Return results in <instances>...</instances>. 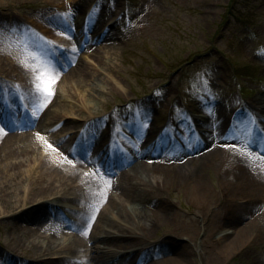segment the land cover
<instances>
[{
    "label": "bare ground",
    "instance_id": "1",
    "mask_svg": "<svg viewBox=\"0 0 264 264\" xmlns=\"http://www.w3.org/2000/svg\"><path fill=\"white\" fill-rule=\"evenodd\" d=\"M81 20L80 26L84 25V14ZM33 24L42 25L39 20ZM0 26L8 28L0 29V41H25L0 49V59L2 72L28 84L24 88L28 92L18 90L26 103L32 104L36 114L34 119L28 120L33 121L34 127L17 131L6 128L14 123L8 122L11 118L5 110L0 112V220L4 226L0 264H5L6 257H11V264H23L24 259L10 256L18 247L23 248L29 258H45L47 264H81L82 261L87 262L84 264H195L194 256L199 251L191 241L200 230L205 251H210L214 259L244 254V264H264V259H249L250 247L264 240V158L247 149L241 138L235 140V144H226L227 139L210 147L214 124H218L219 131L222 124L219 114L214 115L210 105L200 103L199 112L187 113L180 123L156 126L150 121L149 112L140 116L137 109L145 107L147 102L139 101L122 116L115 113L122 107L110 113L115 122L124 124L123 127L134 134L133 141L124 137L122 126L109 123L104 125L106 129L95 134L104 124L100 121L108 114V101L95 109L91 105L93 98L107 91H119L124 96V90L113 83L107 91L87 86L95 70L87 64L82 68L75 60L61 80L58 70L48 73L54 83L52 95L45 97L37 94L34 72L28 67L31 65L40 71L37 59H33L34 53L29 52L30 47L35 48L36 43L39 46L66 42L70 37L66 28H72L71 25L54 28L52 31L61 33L55 37L34 35L29 29L30 34L27 29L21 40L15 36L16 26L11 21L0 23ZM97 35L89 37L85 47L91 49V54L97 57L93 60L98 64L99 51L90 48L96 43ZM83 37L84 34L75 36L77 41ZM72 79L77 82L71 84ZM12 90L11 84L0 81L2 94L12 95ZM0 103L10 104L3 96H0ZM251 109L250 122L251 119L258 121L252 141L261 145L264 144V124H261L264 94ZM75 113L76 117L71 116ZM47 115L53 118L49 124L57 132L49 145L37 133L44 128L41 122ZM59 120L61 122L57 123ZM197 122L204 125L202 131L196 128ZM159 129L162 130L157 134ZM81 130L83 133H79ZM116 136H120L121 142ZM176 136L180 137L178 145L182 148L170 153L165 141L169 138L173 146L175 142L171 139ZM147 142L154 151L152 160L141 151ZM199 147L203 148L197 151ZM55 149L62 153L55 154ZM19 155L23 158L15 159ZM103 168L106 172L115 170L113 174L102 176L99 170ZM217 170L220 190L229 196L225 208L211 203L216 190L207 180V174ZM178 190L181 191L178 193ZM166 193L177 197L183 193L191 207L202 213L187 217ZM143 203L150 207L148 212L139 210ZM16 208L19 210L14 211ZM212 212L213 217L210 216ZM198 216L202 217V225H199ZM245 216L247 220L234 224ZM223 223L229 226L221 230ZM156 230L162 234L151 242ZM181 236L188 240L178 243ZM95 237L102 246L92 244ZM85 238L89 240L90 252L86 260L78 255L86 246ZM154 248L161 250L155 255L178 252L152 258L149 254Z\"/></svg>",
    "mask_w": 264,
    "mask_h": 264
},
{
    "label": "rangeland",
    "instance_id": "2",
    "mask_svg": "<svg viewBox=\"0 0 264 264\" xmlns=\"http://www.w3.org/2000/svg\"><path fill=\"white\" fill-rule=\"evenodd\" d=\"M63 6H65L64 10ZM83 14H87L88 19L86 24L80 26ZM37 20L42 25L33 24ZM8 21L16 26V29H9L16 30L15 36L20 40L22 35L26 36L27 29L30 34L32 30L34 35L50 34L51 37H55L61 33L52 31L54 28H60L63 24L71 25L72 28H66V33L70 35L65 39L66 42L51 44L50 50L46 49L38 53H35L31 47L28 50L31 54L34 53L37 65L46 64L49 72L58 70L60 80L73 64L79 61L82 68L87 64L95 70L93 76L87 81V86L107 91L113 83L124 90V96L119 91L116 93L107 91L108 93L93 98L91 105H94L95 109L103 107V103L108 101V114L100 121H103V126L107 123L119 126L118 124L121 123L115 122L110 113H113L117 107H122L120 111L115 112L122 116L125 110L131 109L132 106L136 107L139 101L147 102L145 107L137 109L140 116L149 112L150 121L155 122L156 126L160 123L166 126L172 125L170 123H180L184 116L188 115L187 113L199 112V104L206 102L213 109L214 115L219 114V119L222 120L220 131L217 129L218 124L213 126V143H210V147H213L214 143H224L227 139L229 141L225 142L226 144H235V140L241 138L247 149L264 158V144L257 145L249 142L255 132L250 127L252 120L250 122L248 117V114L252 113L250 111H253L252 105L264 94V0H55L54 2L52 0H0V23ZM6 27L0 26V29ZM100 27L102 31L96 38L97 42L90 47L92 50L99 51L100 62L97 64L93 60L97 57L91 54V49L88 47L81 49L75 36L84 34L83 38L86 37L89 40V37L97 33ZM14 42L25 43V41H0V49L7 48L8 44ZM2 71L1 58L0 81L9 82L15 90L17 85L12 78L15 80L18 78ZM74 82L77 81L72 79L71 84ZM69 84L65 83L67 86ZM18 97L10 100L7 107L12 109V112L24 114L15 116L13 119L15 125L12 126V130L22 131L32 126L33 122H28L30 119L27 116L32 118L34 115L35 118V114L31 104L24 105V109L18 107ZM127 100L130 102L126 103ZM20 104L24 103L20 102ZM2 110L1 104L0 112H3ZM77 115L75 113L71 116ZM52 119L51 115L45 116L41 122L45 124L44 128L37 131L46 145H49L51 139L57 136L56 130L49 124ZM59 122L61 120L57 123ZM197 124V129L202 131V128H205L199 122ZM261 124L263 125L264 121ZM99 128L102 127H98L95 134L101 132ZM72 130L73 128L70 129V134ZM124 131L132 139L135 138L134 134L129 133L127 129L124 128ZM81 132L83 133V130L79 133ZM77 136L81 138L80 135ZM119 137L116 136V139ZM75 140L76 138L73 139L74 144ZM83 141L84 136H82ZM166 145L170 150L172 149L169 138L166 139ZM174 148L175 152H179L177 146ZM201 149L202 147H199L197 151ZM44 151L45 149H42L41 153ZM54 152L58 155L62 153L59 149H55ZM21 158L23 155L15 157V159ZM113 170L115 168L106 172L103 168L99 170V174L102 176L107 173L113 174ZM219 174L218 170L207 174V180L216 190L211 203L212 206L219 204V207L225 208V202H228L229 196L224 190H220ZM180 194L182 195L180 197L171 196L169 193L165 195L187 217H193V213L196 216L202 213L191 207L189 200L184 199L183 193ZM26 206L29 205H24ZM149 209L150 207L144 203L139 207L141 213L148 212ZM18 210L19 208H16L14 211ZM222 215L223 213L220 214ZM210 216L213 217L214 213L212 212ZM198 220L199 225L204 223L201 216H198ZM244 220H247V216L234 224L238 225ZM223 226H229V224L223 223L220 226L221 230ZM2 229L4 226L0 220L1 245L4 238ZM161 234L162 232L156 230L155 236L150 239L151 242L158 239ZM202 238V230H200L191 241L199 251L197 256H194L195 264H244L242 260L244 254L214 259L211 253H208L210 251H205L206 245L202 242ZM94 239L92 244L102 246L99 239L97 240L96 237ZM85 240L86 246L78 254L84 260L90 254L87 249L89 240L86 238ZM186 240L188 239L185 236H181L178 243ZM249 250H252L249 259L251 257L264 259V240L255 242ZM156 251L161 250L151 249L150 257L173 255L178 252L165 251L155 255ZM10 256L24 259L23 264H47L44 262L45 258L27 257L21 247L14 249ZM10 258L6 257L5 264H11ZM82 262L81 264L87 263Z\"/></svg>",
    "mask_w": 264,
    "mask_h": 264
},
{
    "label": "snow or ice",
    "instance_id": "3",
    "mask_svg": "<svg viewBox=\"0 0 264 264\" xmlns=\"http://www.w3.org/2000/svg\"><path fill=\"white\" fill-rule=\"evenodd\" d=\"M33 59H35V57H33ZM28 67L34 72V85L37 94H43L45 97L51 96V84L54 83V78L48 75L50 71L48 66L46 64H38L37 67L41 69L39 72L31 65H28ZM46 76L48 77L47 80H45Z\"/></svg>",
    "mask_w": 264,
    "mask_h": 264
}]
</instances>
